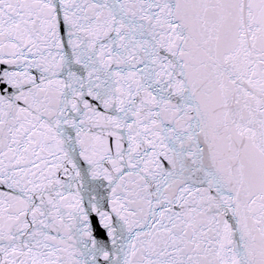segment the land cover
<instances>
[{"label": "snow or ice", "instance_id": "obj_1", "mask_svg": "<svg viewBox=\"0 0 264 264\" xmlns=\"http://www.w3.org/2000/svg\"><path fill=\"white\" fill-rule=\"evenodd\" d=\"M0 264H264V0H0Z\"/></svg>", "mask_w": 264, "mask_h": 264}]
</instances>
